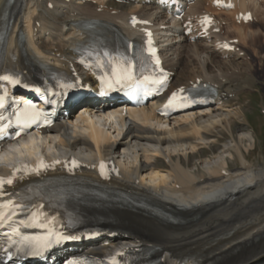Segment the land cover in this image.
I'll return each instance as SVG.
<instances>
[{
	"label": "bare ground",
	"instance_id": "6f19581e",
	"mask_svg": "<svg viewBox=\"0 0 264 264\" xmlns=\"http://www.w3.org/2000/svg\"><path fill=\"white\" fill-rule=\"evenodd\" d=\"M7 1L0 0V19L4 15L1 24L6 28L11 25L13 35L19 29L25 35L22 51L16 47L15 39L10 38L7 57L18 64L26 61L46 66L57 62L67 70L76 67L71 52L77 46L80 32L74 29L76 24L94 20L119 27L130 36L135 32L127 29L131 17L144 20L153 10L152 6L142 5L143 0L125 3L115 0ZM213 1L196 0L188 10L187 19L195 18L201 11L214 18L224 15L237 33L240 46L248 50L253 45L259 48L256 38L246 42L254 18L251 16L252 21L247 22L240 19L250 12L253 1L230 0L232 8L228 12L213 7ZM217 26L218 20L214 19L211 29ZM212 36L224 42L218 34ZM174 38H167L166 44L173 43ZM187 40L190 37L184 38V42ZM221 45H215L212 51L195 46V56H210V63L201 67L203 74L192 71L196 62L185 43L179 45L178 51L174 50L173 58L166 60L163 56L164 67L172 74L170 90L185 89L198 82L217 88V97L209 107L162 121L156 117L152 106H146L119 116L114 128L107 126V118L79 131L58 123L42 138L43 149L39 148L38 140L32 138L4 152L0 156L5 162L0 165V175L11 174L15 160L29 159L47 151L54 154L51 163L59 161L55 167L52 165L53 170L62 171L70 158L77 157L82 176L91 181H95L97 162H114L117 173L110 179L114 187L156 202L181 220L177 224L168 223L151 208L116 209L119 224L112 228L115 235L83 246L85 251L93 249L103 253L113 247L152 245L175 257L201 253L210 256L215 264H248L264 257V163L255 166L249 160L248 154L255 150V133L252 128L243 126L247 119L239 104L243 85H250L257 69L253 67L252 78L241 73L235 75L237 67L233 58L241 51H236L237 46L232 44L231 51L222 49ZM213 56L226 58V62L217 67V74L210 65L218 64ZM229 70L232 73L227 75ZM83 104L86 106L80 109ZM89 104L90 101H81L71 117L75 114L86 120L91 111ZM225 135H229V140L224 139ZM92 141L96 144L95 150ZM234 160L237 166L231 169L230 163ZM62 252L66 250L58 253Z\"/></svg>",
	"mask_w": 264,
	"mask_h": 264
},
{
	"label": "snow or ice",
	"instance_id": "6c2138e0",
	"mask_svg": "<svg viewBox=\"0 0 264 264\" xmlns=\"http://www.w3.org/2000/svg\"><path fill=\"white\" fill-rule=\"evenodd\" d=\"M231 7V5H227ZM207 19V18H206ZM151 34L149 33V36ZM151 41L149 40V45ZM149 52L154 58V62L159 66V60L155 58V50L149 48ZM105 56L108 53H104ZM111 79L105 81L108 87L111 88L114 84H120L122 81L131 78V66H121L118 63H114L111 72ZM10 77L4 76L0 77V80H9ZM149 77H145V80H149ZM152 82L154 83H162V79H153ZM11 83L14 85H18L20 82L19 80H11ZM66 87H71V85H67ZM39 91V89H37ZM184 90L180 89L178 92H174L171 98L168 100V104L166 107H175L179 106L176 104V101L179 99L182 102H187V97L180 96ZM4 106V97L0 96V108ZM43 115L42 112L36 109V106L31 102L24 105L23 109L19 110L16 114V123L22 125L24 128L31 126L32 123H35L39 117ZM4 126H0V133L4 132ZM19 135V133H17ZM55 163H59L56 161ZM73 167H78L79 165L75 160L71 162ZM50 167L43 159H40L37 166L35 168L29 169L27 166H23V168L14 169L12 176L10 177H3L0 176V228H9L10 231H6L3 233V236L6 237L8 247H4L2 243H0V248L3 249L6 253L8 249L12 246L17 244L18 242L21 244L26 243L27 248L29 249L27 255L29 256H40L43 255L48 249H50L53 245L60 244L63 241L79 239V237L65 235L61 232L56 231L54 226H52V221L48 220V218L41 212L42 205H35L33 209H29L30 215L26 220H19L16 221L14 218L19 214L21 210L25 208L23 203L18 202L17 200L13 199L12 196L7 193L6 186H11L14 182L15 176L17 172L25 171L26 173L31 172L35 174H39L43 170H47ZM101 174H104L105 165L101 163L100 165ZM18 195V194H16ZM5 197H8L5 199ZM17 225L23 227H32V228H41L46 229L47 234L45 236L31 239L25 237H20L19 227ZM20 237L18 241L16 238ZM22 250V249H18ZM10 256V253H9ZM68 264H83V261L72 260L69 261ZM110 264H116L115 260L111 261Z\"/></svg>",
	"mask_w": 264,
	"mask_h": 264
},
{
	"label": "rangeland",
	"instance_id": "374dc122",
	"mask_svg": "<svg viewBox=\"0 0 264 264\" xmlns=\"http://www.w3.org/2000/svg\"><path fill=\"white\" fill-rule=\"evenodd\" d=\"M253 1L252 4L254 3L253 7L251 6L250 9L254 16V24L251 26L248 32V38L247 41L248 43L251 42L252 38L253 39H258L257 44L260 46L258 49L256 46L250 47V50L246 49L244 46H240V43L237 44L238 48L241 50L240 54L234 56V65L237 67L236 70H234L235 75H240V73L243 76L247 77H253V70L252 69H257V74L255 76V79L251 81L250 85L244 84V91L241 93L240 98H239V104L245 113L247 123L243 122V126L246 128L250 129L252 128V131L255 133L253 136L255 138V150L251 151L248 156L250 162L253 163V165L258 166L262 165L264 163V0H251ZM219 20L221 21V24L219 25V35L222 38H225L226 40L229 41H235L237 38V33L235 32L233 26L230 24V20L225 17L224 15H219ZM262 24V25H260ZM183 44H187L190 52V55L192 56V59L196 62L194 67H192L193 72H201L202 74L204 73L202 70V65H205L206 63H210L209 57L206 54H202L200 56H195L193 54L196 52L195 46H201L205 49L208 48V51H212L214 46H213V39L209 37L208 39L205 40H197L196 43H188V40L184 42ZM261 40V41H260ZM180 42V43H179ZM177 41L174 43L173 48H170V52H168L167 56H170L169 58H173L171 54L173 53L174 50H179V45H181V40ZM263 42V43H262ZM179 44V45H178ZM244 47V48H242ZM263 50V51H262ZM257 54L256 57H254V54ZM175 57V56H174ZM214 61H216L218 64L213 65L212 68L214 69V72L217 70V67L219 65H223V63L226 62V58L223 57H218V56H213ZM232 59V58H230ZM221 64H220V63ZM250 65V66H249ZM251 67V68H249ZM254 67V68H253ZM251 69V70H250ZM232 73V70H229L227 72V75H230ZM245 73V75H244ZM259 73V74H258ZM214 74H217L216 72ZM252 75V76H250ZM257 78V79H256ZM259 78V79H258ZM229 135H225L224 139L229 140ZM38 146L39 148H44L45 147V141L44 140H38ZM16 155L14 156V158ZM13 159V158H12ZM236 165V161L234 160L233 162L230 163V168H234Z\"/></svg>",
	"mask_w": 264,
	"mask_h": 264
}]
</instances>
